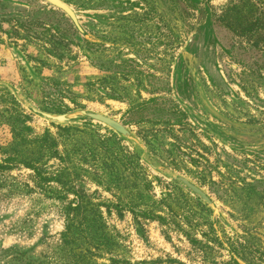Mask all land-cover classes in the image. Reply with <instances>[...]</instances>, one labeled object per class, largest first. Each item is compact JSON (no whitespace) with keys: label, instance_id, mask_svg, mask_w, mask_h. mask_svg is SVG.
<instances>
[{"label":"rangeland","instance_id":"1","mask_svg":"<svg viewBox=\"0 0 264 264\" xmlns=\"http://www.w3.org/2000/svg\"><path fill=\"white\" fill-rule=\"evenodd\" d=\"M62 1L76 21L46 0H0L1 113L27 116L21 156L46 147L43 175L65 169L47 183L21 164L0 171V264H70L60 239L74 184L101 203L105 226L79 245L101 264H226L233 239L264 264V0ZM11 88L36 108L108 115L131 137L47 120ZM46 133L57 143L39 145ZM10 140L0 123V147Z\"/></svg>","mask_w":264,"mask_h":264},{"label":"trees","instance_id":"2","mask_svg":"<svg viewBox=\"0 0 264 264\" xmlns=\"http://www.w3.org/2000/svg\"><path fill=\"white\" fill-rule=\"evenodd\" d=\"M229 26L231 27V25ZM35 74V72L32 73V76L34 77ZM41 82L43 83V80ZM43 92L46 93L47 96H50V94H54V92L50 90H43ZM58 92L60 93L61 91ZM9 94L7 93V95ZM41 109L59 113L64 111L62 105L46 103L42 106ZM1 112L2 110L0 109V123H5L10 127L11 140L4 147H0V149L2 150L1 153L3 155L2 159H0V171L4 169H11L16 164H21L22 166L32 170L35 177L45 183L50 181L60 182L61 173H63L65 169H60L54 174L50 173L45 176L41 172L40 166H38L37 164L39 160V150L42 151L46 147H44L43 149L37 147V149L35 150H27L30 152L28 154H25L26 156H21L23 154L22 151H25L23 147L26 146L28 142L31 144L34 143L33 141H27L22 131L25 129V127H28L26 124H24V118H27V116L23 114L22 125V122H14L16 119L20 118H14L10 115L3 116ZM55 127L58 129V132L69 134H72L71 132L74 130H80L78 128L76 129V127H73V125H55ZM50 140L53 144L57 143L54 138L50 137L46 133L40 138L38 143L40 145V142L43 143L44 141H47L42 146H50ZM52 153H54L57 157L60 156L57 146H53ZM66 156L68 157V153H66ZM60 158L62 159L61 156ZM68 190H70L69 193L72 195V197L64 206L65 221L60 239L61 250L64 253L66 252L72 258L70 264H101L97 261L98 257L102 255L101 253H99V251H92L90 248L85 250V248L79 246L83 234H86L87 232H93L100 225L105 226L104 221H102V211L100 210L101 203L94 201V197L91 193H88L80 186H75V184L70 185ZM90 237V240H96L93 247L98 250V239H96L93 234L90 235ZM212 238L216 243H220L222 245V242L218 239L217 235H214ZM90 240L88 242H90ZM73 244L76 245L73 246ZM77 248L78 250L75 252V249ZM245 248L249 250V253H252L250 247H247L246 244L242 241L234 239L231 240L229 250L231 255L226 264H242L240 260L244 263L251 264L247 259V255H245ZM261 258H264V253H262ZM111 261L113 262L114 258H112Z\"/></svg>","mask_w":264,"mask_h":264},{"label":"water","instance_id":"3","mask_svg":"<svg viewBox=\"0 0 264 264\" xmlns=\"http://www.w3.org/2000/svg\"><path fill=\"white\" fill-rule=\"evenodd\" d=\"M46 1L56 6L57 8L63 10L73 21H76L74 10L71 7H69L66 3H64L62 0H46ZM11 91L21 104L25 105L33 113L47 120L57 122V123L67 124V123L74 122L80 117H86L91 120L107 125L108 127H110L111 129H113L114 131H116L118 134L122 136H125L127 138L131 137L130 131L121 122H119L118 120L108 115H105L99 112L90 111V110L83 109V108H77V109H74L66 113L46 112L40 108H36L30 105L25 100V98L22 97L18 93V91H16L14 88H11ZM201 122L203 125H206L208 127L211 126L210 122H207L205 120H201ZM176 179H178L180 183L183 184L184 187L187 188L191 193L196 194L200 199H202L208 205H212V200L210 199V197L199 186H197L196 184L191 182L189 179L182 177V176H177Z\"/></svg>","mask_w":264,"mask_h":264}]
</instances>
